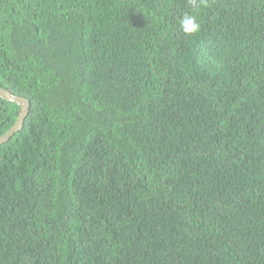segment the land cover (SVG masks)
<instances>
[{
  "label": "trees",
  "instance_id": "trees-1",
  "mask_svg": "<svg viewBox=\"0 0 264 264\" xmlns=\"http://www.w3.org/2000/svg\"><path fill=\"white\" fill-rule=\"evenodd\" d=\"M0 88V264H264V0H0Z\"/></svg>",
  "mask_w": 264,
  "mask_h": 264
},
{
  "label": "water",
  "instance_id": "water-1",
  "mask_svg": "<svg viewBox=\"0 0 264 264\" xmlns=\"http://www.w3.org/2000/svg\"><path fill=\"white\" fill-rule=\"evenodd\" d=\"M0 99L8 103H13L19 107V114L16 119V122L4 136L0 137V146H1L7 143L14 134L18 133L21 130L24 120L28 115L30 104L28 100L14 96L10 92L3 90L1 88H0Z\"/></svg>",
  "mask_w": 264,
  "mask_h": 264
},
{
  "label": "clouds",
  "instance_id": "clouds-1",
  "mask_svg": "<svg viewBox=\"0 0 264 264\" xmlns=\"http://www.w3.org/2000/svg\"><path fill=\"white\" fill-rule=\"evenodd\" d=\"M188 3L192 9H198L204 5V0H188ZM178 26L179 30L186 36L195 35L201 29L197 16L192 13L183 14L179 19Z\"/></svg>",
  "mask_w": 264,
  "mask_h": 264
}]
</instances>
